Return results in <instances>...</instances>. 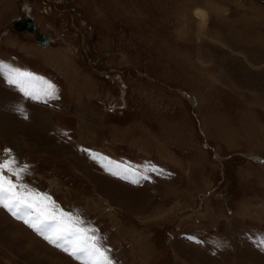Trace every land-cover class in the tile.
I'll list each match as a JSON object with an SVG mask.
<instances>
[{"label":"rangeland","instance_id":"obj_1","mask_svg":"<svg viewBox=\"0 0 264 264\" xmlns=\"http://www.w3.org/2000/svg\"><path fill=\"white\" fill-rule=\"evenodd\" d=\"M0 62L55 85L0 76L3 174L53 223L113 264H264V0H0ZM0 264L80 262L0 207Z\"/></svg>","mask_w":264,"mask_h":264},{"label":"snow or ice","instance_id":"obj_2","mask_svg":"<svg viewBox=\"0 0 264 264\" xmlns=\"http://www.w3.org/2000/svg\"><path fill=\"white\" fill-rule=\"evenodd\" d=\"M0 76H3L6 83L15 87L27 98L37 99L41 94L48 97L54 96L55 85L43 81L32 73L6 66L3 62H0ZM37 82L42 85L39 90L35 87ZM20 111L23 109L21 108ZM11 163V160L0 161V207L14 218L22 220L53 247L72 256L80 264H113L108 256L110 250L101 246L97 236L88 235L96 229L75 226L82 224L83 221L78 216L73 217L72 214L62 211L59 213L60 221L53 223L52 221L56 220V213L49 211L45 203L46 200H50V197H40L32 191H23L27 189V185H17L6 177L3 173L9 170L19 179L20 172L27 167L25 165L24 168L12 170ZM17 188L21 190L17 191ZM65 217L68 219L65 220ZM261 244L264 246V239H261Z\"/></svg>","mask_w":264,"mask_h":264},{"label":"water","instance_id":"obj_3","mask_svg":"<svg viewBox=\"0 0 264 264\" xmlns=\"http://www.w3.org/2000/svg\"><path fill=\"white\" fill-rule=\"evenodd\" d=\"M12 30L15 32H31L33 33L34 40L38 45L48 46L49 38L51 37L50 32L40 33L34 24L33 18L27 16L26 11L22 9L20 16L17 20L12 22Z\"/></svg>","mask_w":264,"mask_h":264},{"label":"bare ground","instance_id":"obj_4","mask_svg":"<svg viewBox=\"0 0 264 264\" xmlns=\"http://www.w3.org/2000/svg\"><path fill=\"white\" fill-rule=\"evenodd\" d=\"M28 10V9H27ZM27 10H26V14H27ZM197 13H199V14H201V15H203V12L202 11H197ZM15 20H17V19H15ZM13 22V21H12ZM35 24V23H34ZM11 25H12V23H11ZM36 26V25H35ZM36 29H37V27H36ZM38 30V29H37ZM15 32V31H14ZM18 33H21V34H23V33H31V32H18ZM31 34H33V33H31ZM49 40V45H50V43H51V37L48 39ZM48 45V46H49ZM40 46H42V45H40ZM48 46H43V47H48Z\"/></svg>","mask_w":264,"mask_h":264},{"label":"flooded vegetation","instance_id":"obj_5","mask_svg":"<svg viewBox=\"0 0 264 264\" xmlns=\"http://www.w3.org/2000/svg\"><path fill=\"white\" fill-rule=\"evenodd\" d=\"M27 16L30 17V18H33V21H34V23H35V25H36V27H37V29H38V24L36 23L35 18L32 17V16H30V15H27Z\"/></svg>","mask_w":264,"mask_h":264}]
</instances>
